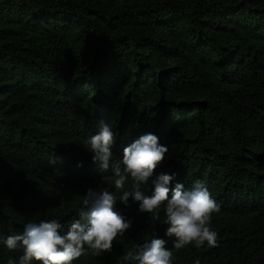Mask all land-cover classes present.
<instances>
[{"label": "trees", "instance_id": "trees-1", "mask_svg": "<svg viewBox=\"0 0 264 264\" xmlns=\"http://www.w3.org/2000/svg\"><path fill=\"white\" fill-rule=\"evenodd\" d=\"M154 45L176 64L138 52ZM102 123L115 134L107 172L86 147ZM146 133L169 149L153 179L200 180L220 205L216 245L173 248L163 207L153 220L130 197L114 210L131 228L73 264H138L126 254L153 238L173 264H264V0H0V264H18L23 249L2 240L27 222L66 232L89 189L119 198L111 167Z\"/></svg>", "mask_w": 264, "mask_h": 264}, {"label": "clouds", "instance_id": "clouds-1", "mask_svg": "<svg viewBox=\"0 0 264 264\" xmlns=\"http://www.w3.org/2000/svg\"><path fill=\"white\" fill-rule=\"evenodd\" d=\"M114 143L115 134L104 123L99 126L98 133L86 141V147L94 153L93 162L102 172L110 168ZM168 151V147L159 144L155 134L140 136L124 149L123 160L111 167L114 187L121 192L119 198L107 188L89 189L82 201L79 218L69 223L66 232L64 225L55 218L29 221L22 233L3 239V245L9 250L23 249L18 264H33L34 261L38 264H73L86 252L98 255L111 251L117 237L123 236L132 226L131 219L114 210L115 205L117 201L127 205L132 197L139 202V211L151 214L153 220H159V210L163 207V223L168 225L166 235L176 238L173 248L181 249L193 243L197 248L205 244L215 246L218 233L210 225L212 215L220 211V205L203 182L197 180L191 189L185 190L180 183L170 187L174 173H161L153 179ZM129 179L131 187L126 190ZM149 185H154L150 195L145 192ZM165 245V240L153 238L128 252L125 259L138 261V264H173V251ZM8 264L17 262L10 259Z\"/></svg>", "mask_w": 264, "mask_h": 264}, {"label": "rangeland", "instance_id": "rangeland-1", "mask_svg": "<svg viewBox=\"0 0 264 264\" xmlns=\"http://www.w3.org/2000/svg\"><path fill=\"white\" fill-rule=\"evenodd\" d=\"M140 0H111L112 4H118L120 2H133ZM184 36L181 26H176L174 29H171L167 32L166 37L172 42L180 43ZM138 52L147 58L153 63L154 67L157 69L171 67L176 64V61L168 57L165 53L161 51L157 46H149L139 48Z\"/></svg>", "mask_w": 264, "mask_h": 264}]
</instances>
